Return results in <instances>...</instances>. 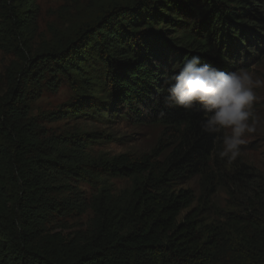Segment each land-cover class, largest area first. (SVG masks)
I'll return each instance as SVG.
<instances>
[{
  "label": "trees",
  "instance_id": "1",
  "mask_svg": "<svg viewBox=\"0 0 264 264\" xmlns=\"http://www.w3.org/2000/svg\"><path fill=\"white\" fill-rule=\"evenodd\" d=\"M30 3L0 0V49L23 75L0 89V264H264V173L218 157L202 107L164 103L174 64L198 55L229 68L258 39L247 27L264 35V0H107L39 52ZM30 63L67 78L73 96L54 117L64 131L31 116ZM124 121L156 126L148 149L96 150L125 140ZM66 177L98 187L88 234L51 227L87 209L66 196ZM193 179L197 190L182 187Z\"/></svg>",
  "mask_w": 264,
  "mask_h": 264
},
{
  "label": "rangeland",
  "instance_id": "2",
  "mask_svg": "<svg viewBox=\"0 0 264 264\" xmlns=\"http://www.w3.org/2000/svg\"><path fill=\"white\" fill-rule=\"evenodd\" d=\"M107 0H29L30 7L37 25V38L34 42V51L46 50L60 44V39L66 40L71 31L79 24L87 21L92 15L98 14L99 6ZM94 16V15H93ZM264 16V15H262ZM256 26L252 24L247 31L252 30L259 39H254L246 44V51L241 52L237 62L232 67L222 63L214 65L226 72L235 71L238 68H246L255 76L264 79V35L256 33ZM263 31V30H261ZM63 36V37H62ZM60 37V38H59ZM59 38V39H58ZM234 48V46H233ZM30 71L28 97L30 114L39 118L40 128L48 129L51 133H58L66 129L65 120H54L57 114H62L64 104L73 96L72 88L63 75L44 67L33 64L25 65ZM20 63L12 53L0 49V89L4 92L9 86V81L14 79L20 82L23 75L20 73ZM259 100L254 107L257 117L264 121V89H258ZM36 98V99H35ZM117 128L118 137L125 138L123 142H114L98 146L96 150L106 151L111 154H119L128 151H145L156 135V126L139 128L134 127L128 121H124ZM116 127L113 131L115 132ZM49 132V133H50ZM247 143L241 146V156L237 160L253 164L264 173V125L257 133L247 136ZM66 184L70 191L66 193L72 202L81 203L87 209L84 213H73L69 216H56L51 224L52 228L59 229L65 234H88L94 225L95 213L88 208L93 195L98 190L97 186L82 182L73 177H66ZM117 188L128 185V180L113 179ZM184 188H198L197 179H193L182 185ZM220 201L225 205L226 194H220ZM185 211L183 212V214Z\"/></svg>",
  "mask_w": 264,
  "mask_h": 264
},
{
  "label": "clouds",
  "instance_id": "3",
  "mask_svg": "<svg viewBox=\"0 0 264 264\" xmlns=\"http://www.w3.org/2000/svg\"><path fill=\"white\" fill-rule=\"evenodd\" d=\"M172 71L173 75L165 77V105L186 111L202 107L205 117L200 123L201 130L216 134L221 140L217 152L221 160L236 161L247 136L264 125L254 111L260 99L257 90L264 89V79L246 68L223 71L202 63L198 55L174 64Z\"/></svg>",
  "mask_w": 264,
  "mask_h": 264
}]
</instances>
